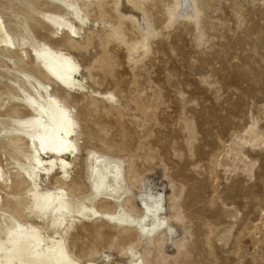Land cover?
<instances>
[{
    "label": "rangeland",
    "instance_id": "rangeland-1",
    "mask_svg": "<svg viewBox=\"0 0 264 264\" xmlns=\"http://www.w3.org/2000/svg\"><path fill=\"white\" fill-rule=\"evenodd\" d=\"M173 5L146 1L158 35L143 58L111 42L95 63L107 28L93 16L78 40L91 34L94 42L71 50L87 89L72 100L80 139L71 177L83 186L76 203L94 202L95 153L127 183L140 255L162 248L145 264H264V0H195L196 18L171 22ZM125 30L129 40L140 37L130 21ZM110 228L89 216L67 245L82 256L100 243L93 264H132L129 252L105 247L99 230H121Z\"/></svg>",
    "mask_w": 264,
    "mask_h": 264
},
{
    "label": "bare ground",
    "instance_id": "bare-ground-1",
    "mask_svg": "<svg viewBox=\"0 0 264 264\" xmlns=\"http://www.w3.org/2000/svg\"><path fill=\"white\" fill-rule=\"evenodd\" d=\"M146 1L21 0L15 9L13 0H0V264H83V257L93 264L100 243L83 248L82 256L67 245L72 230L89 216L121 228L107 235L100 229L99 236L109 251L129 252L132 264L163 252L150 247L140 255V236L130 232L136 210L118 166L109 168L91 154L89 204L76 203L83 186L71 177L80 139L72 100L75 92L87 91L71 50H87L94 42L91 34L84 43L78 40L93 16L107 28L95 63L108 58L111 42L126 45L129 58L142 50L137 57L143 58L158 35ZM173 8L166 10L171 22L179 14L199 15L195 0H174ZM128 21L140 33L136 40L126 37ZM93 94L110 103L115 98L108 91ZM47 180L50 185H44Z\"/></svg>",
    "mask_w": 264,
    "mask_h": 264
}]
</instances>
